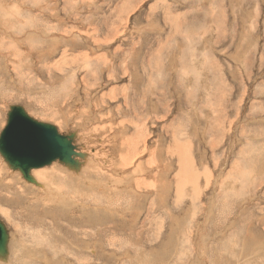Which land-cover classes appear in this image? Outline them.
<instances>
[{"label":"rangeland","instance_id":"rangeland-1","mask_svg":"<svg viewBox=\"0 0 264 264\" xmlns=\"http://www.w3.org/2000/svg\"><path fill=\"white\" fill-rule=\"evenodd\" d=\"M0 30V133L22 106L75 135L77 171L92 164L64 181L49 176L65 164L31 170L45 194L1 156L0 172L17 177L20 206L93 195L28 218L37 229L0 199L11 237L37 254L29 231L50 254L12 241L4 264H264V0H0ZM143 220V253L108 246Z\"/></svg>","mask_w":264,"mask_h":264},{"label":"water","instance_id":"water-1","mask_svg":"<svg viewBox=\"0 0 264 264\" xmlns=\"http://www.w3.org/2000/svg\"><path fill=\"white\" fill-rule=\"evenodd\" d=\"M72 135L62 134L56 126L34 119L22 106H11L7 125L0 133V156L12 171L20 172L27 182L37 184L31 176L33 169L54 162L76 169ZM79 157L86 156L82 153ZM9 241V229L0 217V260L3 262L9 257Z\"/></svg>","mask_w":264,"mask_h":264},{"label":"bare ground","instance_id":"bare-ground-1","mask_svg":"<svg viewBox=\"0 0 264 264\" xmlns=\"http://www.w3.org/2000/svg\"><path fill=\"white\" fill-rule=\"evenodd\" d=\"M5 11V10H4ZM15 20V19H14ZM20 29V28H19ZM0 31H2V30H0ZM19 31V30H18ZM3 32V31H2ZM2 37V36H1ZM13 42V41H12ZM12 46H14V45H12ZM2 57V56H1ZM4 58V57H3ZM61 59V58H60ZM10 62H12V61H10ZM68 65V64H67ZM128 142H130V141H128ZM136 143V142H135ZM122 144V143H121ZM141 144V143H140ZM123 145V144H122ZM128 146V145H127ZM137 146V145H136ZM73 147H74V153H75V155L73 156V159L75 160V158L76 157H79V153H76L75 152V146H74V144H73ZM122 148V147H121ZM130 148V147H129ZM135 151H139V150H135ZM136 153H138V152H136ZM127 161V160H126ZM75 162H76V165H78L79 166V163L75 160ZM85 162H86V164L85 165H87V159L85 160ZM121 162V161H120ZM192 162V161H191ZM123 164V166H124V163H122ZM144 164V163H143ZM6 165V164H5ZM66 165V164H65ZM92 164H91V162H90V160H89V168H87V170H86V172L87 171H90V167H92L91 166ZM105 165V164H104ZM129 165H130V163H129ZM129 165H128V167H129ZM156 165V164H155ZM193 165V164H192ZM7 166V165H6ZM47 166H49V165H47ZM68 166V165H67ZM78 166H76V169L75 168H73V169H70V170H73V172L72 171H70V170H67V169H65V168H62L61 169V167H58V168H56V169H54L53 171H52V173L50 174V178L51 177H55V178H59L60 176H61V180L62 179H67L66 177H69V178H73L74 176H72V175H79V176H81V177H83V178H85V175H86V172H85V170L83 171V169H81V170H78L77 171V168H78ZM139 166V165H138ZM44 167H46V166H44ZM115 167V166H114ZM117 167H118V165H117ZM43 168V167H42ZM55 168V167H54ZM124 168H126V167H124ZM139 168V167H138ZM144 168V167H143ZM142 168V169H143ZM39 169V168H38ZM136 169V168H135ZM139 169H141V168H139ZM149 173H150V171H151V169H146ZM60 171H62V172H60ZM134 171H136V170H134ZM144 171V173H145V170H143ZM10 172V171H9ZM32 172V171H31ZM63 172H64V174H63ZM67 172V173H66ZM39 173V172H38ZM69 173H71V174H69ZM88 173V172H87ZM141 173V172H140ZM6 174H8L7 172H6ZM8 175H10V176H14V175H12V174H8ZM126 175H127V173H126ZM141 175H142V173H141ZM153 175V174H152ZM46 176H47V174L46 173H40V174H37V177L40 179V180H42V183L41 184H39V181L37 182V185H38V187L39 186H41L42 185V187H43V189H44V194L45 193H47L48 191H47V178H46ZM88 176V175H87ZM89 176H91V175H89ZM36 177V178H37ZM126 177H128V175L126 176ZM9 177H7V176H5V172H0V188H9L8 186H16L17 185V182H15L16 180V178H15V176L13 177V179L12 180H10V178L8 179ZM58 178H57V180H58ZM91 178V177H90ZM130 178V177H129ZM113 179V178H112ZM21 180V179H20ZM36 180V179H35ZM90 180V179H89ZM115 180V179H114ZM130 180V179H129ZM7 181V182H6ZM62 181H64V180H62ZM86 181V180H85ZM88 182V181H87ZM28 183H30V182H28ZM63 183V182H62ZM106 183V182H105ZM103 184L102 186H105V189H106V187H108L109 185L107 184ZM120 183V182H119ZM135 183V182H134ZM63 184H65V183H63ZM115 184H117V183H115ZM30 185V184H29ZM90 185H91V183H90ZM112 185H113V183H112ZM31 186V185H30ZM95 186H97V184L95 185ZM101 186V185H100ZM99 186V187H100ZM137 186V185H136ZM34 187V186H33ZM116 187H117V185H116ZM19 188H20V186H19ZM28 189H29V187H28ZM33 189V188H32ZM71 189V188H70ZM104 189V188H103ZM159 189H161V188H159ZM31 190V189H30ZM34 190V189H33ZM37 190V192H38V189H36ZM40 190V189H39ZM61 191H59L58 189L56 190V193L57 194H61L62 195V197H61V199H59L58 201H56V202H53V203H50L49 202V200L48 199H45V200H42L41 198H38V199H36V200H34V199H29V198H24V203L25 202H27V201H32L33 202V205H34V209H30V210H33V216H32V219L34 220V221H40L43 217L42 216H44L45 214H48L47 213V211L49 210V208H51V207H53L54 208V205L55 204H58V205H60L61 206V213H67L68 212V210H67V212H65L64 210L66 209V207L67 206H69V207H71V205H73V206H75L77 209H80V207L83 205L85 208L87 207V202L85 203V200H83L84 198H86V199H88L89 197H91V195L90 196H86L87 194H86V192L85 193H81L80 191L79 192H77V190H73L72 191V194H69L68 195V193H65V192H63V191H65L64 190V188H61L60 189ZM110 190V189H109ZM24 191V190H23ZM41 191V190H40ZM39 191V192H40ZM93 191V190H92ZM151 191V190H150ZM27 192V191H26ZM32 192V191H31ZM35 192V191H34ZM38 192V193H39ZM100 192V191H99ZM105 192V191H104ZM107 192V191H106ZM25 193V192H24ZM119 193V192H118ZM36 194V193H35ZM155 194V193H154ZM184 194V193H183ZM195 194V193H194ZM3 195V196H2ZM0 196H2V198H5V202H9V201H12V202H15V201H18L20 198H22V191L20 190V189H18V191L16 192V193H14V194H10V196L9 197H6V194H4V193H1V195ZM13 196H15V197H13ZM28 196V195H27ZM158 196H159V194H158ZM1 198V199H2ZM93 198V195H92V197H91V199ZM95 198V197H94ZM3 200V199H2ZM96 200H98L97 198H96ZM97 202V201H96ZM139 202V201H138ZM22 203H23V201H22ZM40 203V207H39V209H38V204ZM89 203H90V200H89ZM88 203V204H89ZM93 203V205H95V208L96 207H98V203L97 204H94L95 202H92ZM92 203H90V204H92ZM136 204V203H135ZM134 204V205H135ZM17 206H20V205H17ZM138 206V205H137ZM153 207V206H152ZM106 208V207H105ZM123 208V207H122ZM69 209V208H68ZM117 209V208H116ZM38 210V211H37ZM113 210V209H112ZM111 210V211H112ZM122 210H124L125 211V213H126V211H127V208H124V209H122ZM122 210H120V211H122ZM159 210V209H158ZM89 211V210H88ZM83 212H85V211H83ZM90 212V211H89ZM89 212H87V213H89ZM118 212L119 211H117L116 213L118 214ZM133 212V211H132ZM131 212V215L130 216H132V217H134V213H132ZM12 213V211L10 210V214ZM61 213H59V214H61ZM140 213V212H139ZM58 214V215H59ZM68 214V213H67ZM86 214V213H85ZM8 215V214H7ZM7 215H5L6 217H8ZM88 215V214H87ZM124 215V214H123ZM40 216V217H39ZM66 216V215H65ZM129 216V215H128ZM156 218H158V217H156ZM57 218H54L53 217V222H58V220H56ZM132 219V218H131ZM89 220V219H88ZM147 220V219H146ZM87 221V220H86ZM132 222H133V220H131ZM163 221V220H162ZM175 221V220H174ZM146 221H138V222H136V225H135V227L136 228H132L131 229V231H130V238H128L127 239V237H125V236H123V235H121V236H117V237H113V235H114V233L112 234V237H111V239H109L110 241H109V244H108V246H111V248H112V246H114V247H117V249H118V247H122V248H120V249H118V251H125L126 249H127V246H129L131 243H133L132 245H134L135 247H136V249H137V253L138 252H142L141 250H139V245H140V243H142L141 242V240H142V237H145V241L147 242V241H149V239L147 240V236H149V234L147 233V236L145 235V225H146V223H145ZM41 224H42V222H40ZM125 223V222H124ZM147 223H149V222H147ZM57 224H60V223H57ZM86 224V223H85ZM122 224V223H121ZM34 225V227H35V225H37V224H33ZM112 225V224H111ZM117 225V224H116ZM115 224H113V226H116ZM151 225V224H150ZM149 224H148V226H150ZM156 225V224H155ZM176 225V224H175ZM63 226V225H62ZM147 226V227H148ZM20 227V226H19ZM27 227V226H26ZM37 227H41V226H36L35 228L37 229ZM65 227V226H64ZM71 227V226H70ZM151 228H152V225L150 226ZM21 228V227H20ZM28 228V227H27ZM117 228V227H116ZM150 228V229H151ZM163 228V227H162ZM35 229V230H36ZM60 229H61V227H60ZM64 229V228H63ZM120 229V228H119ZM149 229V228H148ZM29 230V229H28ZM33 230V229H32ZM35 230L34 231H32L33 232V234H35L34 232H35ZM40 231H41V229H39ZM73 230V229H72ZM153 230V229H152ZM37 231V230H36ZM248 231V230H247ZM29 232V231H28ZM28 232H26L25 234H26V237L27 238H29V240L33 243L34 242V245L35 246H37V248L39 249V250H44V245L43 244H41L40 243V241H39V239H35L33 236H28L27 234H28ZM31 232V233H32ZM37 232H39V231H37ZM149 232H150V230H149ZM17 233V232H16ZM40 233V232H39ZM47 233V232H46ZM60 233H62V232H60ZM108 233V232H107ZM15 234V233H14ZM13 234V235H14ZM37 234V233H36ZM42 234V233H41ZM57 234H58V231H57ZM57 234H55V235H57ZM75 234V233H74ZM94 234V233H93ZM103 234H105V233H103ZM102 234V235H103ZM201 234V233H200ZM155 235V234H154ZM96 236V235H95ZM101 236V235H100ZM151 236V235H150ZM55 237V236H54ZM54 237H52V238H54ZM62 237V236H61ZM155 237H157V236H155ZM151 238V237H150ZM154 238V237H153ZM153 238H151V240H153ZM157 238H159V237H157ZM157 238H154L155 239V241H156V239ZM12 239H13V241H14V245H15V247H21V245H23L22 243H19L18 242V239H15V238H13V236H12ZM55 239H56V237H55ZM101 239V238H100ZM33 240V241H32ZM53 240V239H52ZM98 240V239H97ZM150 240V241H151ZM173 240V239H172ZM56 241H58L59 242V239L58 240H56ZM143 241H144V238H143ZM11 242V241H10ZM99 242H100V240H99ZM98 242V243H99ZM105 242V241H104ZM131 242V243H130ZM169 242H171L170 240H169ZM168 242V243H169ZM12 243V242H11ZM50 244H52V243H54V242H49ZM60 243V242H59ZM64 243V242H63ZM95 243V242H94ZM98 243H96V244H98ZM103 243V242H102ZM108 243V242H107ZM135 243H137L138 245H136ZM150 243V242H149ZM57 244V243H56ZM55 244V245H56ZM85 244H86V241H85ZM41 245V246H40ZM47 245V244H46ZM90 245V244H89ZM9 246H11V244L9 245ZM48 246V245H47ZM52 246V245H51ZM67 247V246H66ZM84 247V246H83ZM92 247V246H91ZM165 247V246H164ZM63 248V247H62ZM76 248V247H75ZM80 248V247H79ZM104 249H105V247H103ZM142 248H144L143 246H142ZM151 248V247H150ZM202 248V247H201ZM24 249L25 250H27L26 252L27 253H31L32 255H34V253L32 252V248L31 249H29L28 247H24ZM49 249V248H48ZM47 249V250H48ZM74 249V248H73ZM84 249V248H83ZM90 249H92V248H90ZM89 249V250H90ZM102 249V248H101ZM224 249V248H223ZM250 249V248H249ZM15 250V249H14ZM19 250V249H18ZM56 250V249H55ZM61 248H59V250L58 251H54L53 253L54 254H59L60 255V252H61ZM103 250V249H102ZM45 251V250H44ZM66 251V250H65ZM64 251V252H65ZM69 251V250H68ZM243 251V250H242ZM12 252V251H11ZM19 252H21V254H23L24 253V251H23V248L21 247L20 248V251H18V253ZM45 252H47V251H45ZM120 253V252H119ZM139 253V254H140ZM143 253V252H142ZM158 253V252H157ZM179 253V252H178ZM25 254V253H24ZM23 254V255H24ZM62 254H64V253H62ZM61 254V255H62ZM20 255V254H19ZM52 256H56V255H52ZM129 258H130V256L129 255H127ZM214 256V255H213ZM54 258H56V257H54ZM103 258V257H102ZM128 258V259H129ZM134 258V257H133ZM138 258H139V260H140V256H138ZM149 258V257H148ZM124 259V258H123ZM123 259H122V262H123ZM132 258H130V260H131ZM166 259V258H165ZM130 260H129V262H130ZM133 260V261H132ZM131 260V262L132 263H134V262H136V260H138L137 258H136V260H135V258L134 259H132ZM135 260V261H134ZM142 260H144V259H142ZM81 261V260H80ZM110 261V260H109ZM126 261V260H125ZM125 261L123 262V263H125ZM196 261V260H195ZM120 262V261H119ZM121 262V263H122ZM129 262H127V263H129ZM130 262V263H131ZM147 262V261H146ZM111 263V262H110ZM122 263V264H123ZM142 263H143V261H142ZM152 264V262H149V264ZM157 263V262H156ZM34 264V263H33ZM144 264H146V263H144ZM168 264V263H167ZM232 264V263H231Z\"/></svg>","mask_w":264,"mask_h":264},{"label":"crops","instance_id":"crops-1","mask_svg":"<svg viewBox=\"0 0 264 264\" xmlns=\"http://www.w3.org/2000/svg\"><path fill=\"white\" fill-rule=\"evenodd\" d=\"M7 182V181H6ZM9 187V189H10V191H11V193L12 194H14V193H16L17 191H18V187H17V185L16 186H8ZM1 193H4V194H6L4 191H3V189L0 191V195H1ZM3 196V195H2ZM2 196H0V199L2 198ZM19 201H15V202H13V205H11V207H12V209H13V207H16V210L18 209V212H15L16 213V215L17 216H20V217H25V220H24V222L26 223V226H28V225H33V221L32 220H30V219H32V217H30L29 215H31V216H33V210H30V209H34V205H33V202L32 201H27V202H25L24 203V205L23 206H17V205H19V203H18ZM15 205V206H14ZM0 210L3 212L2 214L3 215H7L8 214V216L10 215V209L9 208H7V210H5V208H1L0 207ZM14 210V209H13ZM13 212V211H12ZM23 215V216H22ZM46 215V214H45ZM8 218V217H7ZM16 218H18V217H16ZM28 218H30V219H28ZM6 225H7V223H6ZM21 233L20 232H18V233H15L14 235H15V239H18V242L19 243H22L23 245H21V247L23 248V251L25 250L24 249V247H27L28 246V242L27 243H23V242H21L22 241V237H20V236H22V235H20ZM20 235V236H19ZM27 238V237H26ZM28 239V238H27ZM10 241L12 242L13 241V239H12V237H11V234H10ZM9 241V242H10ZM11 242H10V244H11ZM29 242L31 243V241L29 240ZM19 247H15V245H14V241H13V251H15V250H17ZM15 249V250H14ZM28 250V249H27ZM27 250H25V251H27ZM29 251V250H28ZM41 252H44L43 250H40V252L39 253H34V255L35 256H39V255H42V257L43 256H45L44 254H42ZM30 253V252H29ZM48 255H50L49 254V252H46ZM10 254H11V246H9V257H10ZM31 254V253H30ZM54 254V253H53ZM8 255V254H7ZM21 256V255H19V254H16L15 255V257L16 256ZM32 255V254H31ZM33 255V256H34ZM54 255H56V256H53V257H56L57 258V256H59V254H54ZM52 256V255H51ZM46 258V256L44 257V259ZM8 260H9V258H8ZM8 260H7V262H8ZM23 260L21 259L20 261H18L20 264H21V262H22ZM7 262H3V261H1L0 260V263H2V264H4V263H7Z\"/></svg>","mask_w":264,"mask_h":264}]
</instances>
